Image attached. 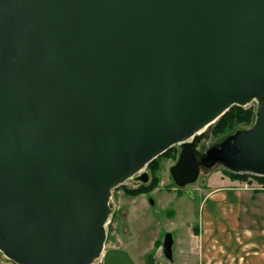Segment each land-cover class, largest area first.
I'll use <instances>...</instances> for the list:
<instances>
[{
    "label": "water",
    "instance_id": "water-1",
    "mask_svg": "<svg viewBox=\"0 0 264 264\" xmlns=\"http://www.w3.org/2000/svg\"><path fill=\"white\" fill-rule=\"evenodd\" d=\"M253 102L250 128L201 151L203 131ZM175 146L181 189L203 167L264 176V0H0L7 259L136 264L106 249L113 192L147 184Z\"/></svg>",
    "mask_w": 264,
    "mask_h": 264
},
{
    "label": "rangeland",
    "instance_id": "rangeland-1",
    "mask_svg": "<svg viewBox=\"0 0 264 264\" xmlns=\"http://www.w3.org/2000/svg\"><path fill=\"white\" fill-rule=\"evenodd\" d=\"M244 108H253L256 118L255 103ZM255 118L250 126H240L237 129L250 128L254 124ZM215 125L203 131L205 138L201 151H206L210 146L229 136L228 134L215 133ZM175 148L177 152L173 158H164L160 162V185L154 191L137 197L126 195L122 188L113 192V203L118 218L107 225L109 241L106 249H123L130 254L136 264H145L149 254L154 255L156 264H198L196 260L191 259L184 262L185 259L180 252V248L184 246L183 244L179 246V244L182 240L193 239L195 233L192 232L195 226L199 227V224L202 223L205 226L203 221L204 205L201 199L208 192L220 188L239 190L245 188L254 195H261L259 192H264V184L258 180L251 177L244 180H233L225 172L227 169L221 165L210 169L201 168L199 180L195 184L181 189L175 185L170 171L171 167L176 164L180 151L179 146H175ZM148 171L153 174L149 167L144 170V172ZM124 186L128 189L139 187L133 181H129ZM149 196L154 200V205H152V201H149ZM253 204L259 207L261 212L257 215H255L257 212L250 214L255 216L251 221H254L253 224H256V227L262 228L264 226V202L259 199L251 203V210L254 209L251 206ZM168 233L172 234L175 241L171 260L166 258L162 245L158 248L155 247L157 242L164 241V237ZM197 240L199 241V239ZM196 251L198 252L197 249H195ZM195 252L193 259L198 260ZM97 264L104 263L101 261Z\"/></svg>",
    "mask_w": 264,
    "mask_h": 264
},
{
    "label": "crops",
    "instance_id": "crops-1",
    "mask_svg": "<svg viewBox=\"0 0 264 264\" xmlns=\"http://www.w3.org/2000/svg\"><path fill=\"white\" fill-rule=\"evenodd\" d=\"M259 193L254 195L245 188L208 192L201 199L205 226H195L193 239L179 244L184 246L180 248L184 262L191 259L198 264H264V226L256 227L251 221L255 216L250 215L261 212L254 204L253 210L250 207L259 199L264 202V192ZM194 252L198 260L193 259ZM0 264L14 263L0 253Z\"/></svg>",
    "mask_w": 264,
    "mask_h": 264
},
{
    "label": "trees",
    "instance_id": "trees-1",
    "mask_svg": "<svg viewBox=\"0 0 264 264\" xmlns=\"http://www.w3.org/2000/svg\"><path fill=\"white\" fill-rule=\"evenodd\" d=\"M255 118V111L253 108H244L239 106L232 107L215 125L214 132L218 134H232L240 126H250ZM238 130V129H237ZM177 150L175 147L169 149L167 152L152 161L148 167L152 171V183L148 186L141 185L137 189H128L125 186H120L116 190L121 188L124 190L125 194L130 197H137L143 194L150 193L154 191L160 185L159 172L161 170L160 162L164 158H173ZM231 179L233 180H244L248 177L258 180L260 183L264 184V176H256L251 174H237L231 171H225ZM250 178V179H251ZM118 215L114 214L113 220L117 219ZM163 244L160 241L155 244L158 248Z\"/></svg>",
    "mask_w": 264,
    "mask_h": 264
},
{
    "label": "flooded vegetation",
    "instance_id": "flooded-vegetation-1",
    "mask_svg": "<svg viewBox=\"0 0 264 264\" xmlns=\"http://www.w3.org/2000/svg\"><path fill=\"white\" fill-rule=\"evenodd\" d=\"M170 171H171V169H170ZM148 173H149V175H150V181L147 183V184H144V183H142V182H140L139 183V186H141V185H146V186H148V185H150L151 183H152V174L148 171ZM149 201H152V198L149 196ZM115 214H117V212H116V210H115ZM108 241H109V237H108ZM107 241V242H108ZM149 256V255H148ZM148 256L146 257V261H145V264L147 263V258H148Z\"/></svg>",
    "mask_w": 264,
    "mask_h": 264
}]
</instances>
